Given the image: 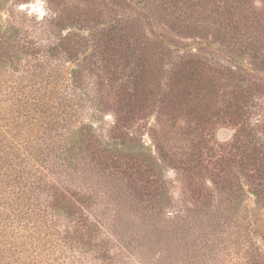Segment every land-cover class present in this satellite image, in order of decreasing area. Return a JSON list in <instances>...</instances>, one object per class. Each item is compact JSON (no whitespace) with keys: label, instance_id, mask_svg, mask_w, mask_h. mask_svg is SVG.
<instances>
[{"label":"rangeland","instance_id":"374dc122","mask_svg":"<svg viewBox=\"0 0 264 264\" xmlns=\"http://www.w3.org/2000/svg\"><path fill=\"white\" fill-rule=\"evenodd\" d=\"M0 8V25L29 35L54 14L67 19L61 37L86 36L91 19L129 35L124 46L102 36L97 48L71 50L73 59L21 54L0 86V264H264V0H251L252 24L236 31L173 20L157 0H0ZM142 47L148 80L123 106ZM85 54L94 105L70 101ZM191 60L203 78L176 85ZM5 90L21 103L5 102ZM83 125L109 147L120 132L133 136L130 148L155 170L98 166V140L76 142Z\"/></svg>","mask_w":264,"mask_h":264},{"label":"trees","instance_id":"16d2710c","mask_svg":"<svg viewBox=\"0 0 264 264\" xmlns=\"http://www.w3.org/2000/svg\"><path fill=\"white\" fill-rule=\"evenodd\" d=\"M159 6H164V10H167V15H169L173 20L181 21V19L186 20L190 19V17L198 18L200 23H217L218 25H224V27L234 29V31L238 30L241 22H243L242 27L248 29V25H251V16L253 13H250V3L251 0H157ZM169 5V6H167ZM166 6V8H165ZM2 10V8H0ZM249 12V13H248ZM64 16L54 14L50 18L46 19L45 22L40 26L38 31L25 32L18 26L16 23L9 22L6 25H0V49L4 52L2 54L0 60V86L7 83L6 78L11 76L17 69V63L20 60L21 54L35 56L36 54H41V56L52 57L54 53L64 52V54L68 55L70 59H73L71 50L75 51L77 54L80 49L84 50L87 47L93 45L95 48L99 47L97 41L100 40L102 36L105 35L111 39L113 42L117 43L118 46H124L126 44V37L129 35L121 34L118 28L113 26H108L103 31H100L94 25H92L93 20L91 21L85 20L87 23L88 34L81 35L80 33L69 32L68 35L62 36L59 33L67 19L63 18ZM152 17V14L149 16ZM58 28V29H57ZM31 35H33L31 37ZM41 37H46V45L38 46L35 40H41ZM129 40V38H128ZM154 44V43H152ZM151 44V47H152ZM137 48L139 46L137 45ZM147 47L140 48V55L137 51L134 52V58L136 60V68L131 70V93L129 91L128 95L125 96L126 87L123 88L124 97L122 98L123 106L129 105L130 97H134L137 93V87L142 83L148 80L149 74L143 68L145 64L142 63L140 58L144 56V52ZM130 49V48H129ZM74 53V52H73ZM5 56V57H4ZM90 55L85 54L82 58L81 63L78 62L76 64V68L71 72V97L70 101L82 102L89 101L91 105H94L91 99L88 98L86 87L84 85L81 72L82 66L88 62ZM48 59V58H47ZM144 61V57H143ZM138 62V63H137ZM37 63L39 61L37 60ZM183 70L181 71L180 78H177L176 85L183 86V84L200 82V78H203L201 71V62L198 60L194 61H186L182 64ZM139 67V68H138ZM150 72V71H149ZM234 74L233 71H231ZM142 79L143 81H138ZM7 91V90H5ZM4 95V94H3ZM15 96L11 92H6L4 96L5 102H11V106L15 105L14 100L21 103L20 100L14 98ZM68 97H63V100H67ZM24 104V102H22ZM6 108L5 111H9L11 113L15 112V109H11L12 107ZM16 106V105H15ZM23 107V106H22ZM22 109L21 107H19ZM18 114L20 112L16 110ZM99 112L98 108H94L92 112V118L96 119L97 114ZM117 124V123H115ZM89 129H93L92 126L83 125L81 128L76 130L78 135L76 142H84L85 135L94 138V140H98L95 138L94 134L86 132ZM116 128V125H115ZM110 137V136H109ZM113 140V145L109 147V145L103 144L101 141H96L95 147L99 151L100 162L98 166L106 165L107 161H112L114 167H121L126 165L124 162H132L135 167H145L150 168L151 170H155V164L151 162L146 156L142 154L136 153L133 149L130 148V145L135 143L133 136H127L124 133H119L116 136L111 137ZM127 146V148H126ZM109 154L110 157H105L103 153ZM105 161V162H102ZM134 161V162H133ZM258 197L259 193L255 192Z\"/></svg>","mask_w":264,"mask_h":264}]
</instances>
